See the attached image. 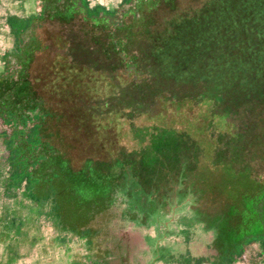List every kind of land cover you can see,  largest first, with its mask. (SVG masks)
Listing matches in <instances>:
<instances>
[{"label": "rangeland", "instance_id": "374dc122", "mask_svg": "<svg viewBox=\"0 0 264 264\" xmlns=\"http://www.w3.org/2000/svg\"><path fill=\"white\" fill-rule=\"evenodd\" d=\"M151 3H120L114 15L97 17L88 16L79 0H72L37 20L20 41L23 50L14 51L8 59L6 68L15 73L20 56L27 52L29 78L39 76L46 83L41 84L40 94L44 106L58 119L56 123L52 117L47 120L46 134L56 139L57 125L72 133L70 140H55L61 157L75 168L90 167L96 176L92 183L101 179L98 165H109L104 185L93 187L83 203L62 173L63 164H45L44 175L33 184H40L45 198L60 204L63 218L98 216L149 225L191 216L212 222L217 220L212 206L218 200L209 189L218 197L223 193L232 197V170L219 162L224 158L221 150L251 130L254 123L250 125L245 117L256 116L251 110L257 101L253 93L259 89L256 95L264 96V72L259 65L241 67L242 76L233 88L222 77L210 85L200 83L198 74L178 82L166 69L161 73L145 23L138 22L137 11L145 13ZM253 31L264 38V27ZM184 59L179 58L180 62ZM253 73L262 76L255 90L248 79ZM122 145L126 151L139 149L141 153L129 166L132 174L113 170L112 160ZM215 160L219 163H208ZM124 163L129 164L128 158ZM187 163L201 168L192 175L201 176L203 195L183 185L186 172L190 173L188 168L183 170ZM72 202L82 207L74 211ZM224 208L221 203L222 212ZM243 219L236 216L232 224Z\"/></svg>", "mask_w": 264, "mask_h": 264}, {"label": "trees", "instance_id": "16d2710c", "mask_svg": "<svg viewBox=\"0 0 264 264\" xmlns=\"http://www.w3.org/2000/svg\"><path fill=\"white\" fill-rule=\"evenodd\" d=\"M131 1L125 0L124 3L128 4ZM150 2L152 3L145 13L137 11L140 14L138 22L145 23L144 27L149 32L156 51L154 59L158 62L161 73L164 74L167 70V75L178 82L186 80L191 74H198L202 76L199 77L200 83L210 85L216 78L222 77L227 79L233 88L242 76L241 67L259 65L264 72V38H258L256 31H253L264 27V0H150ZM80 4L88 16L94 13L83 1ZM132 11H135V8ZM106 13L114 15L113 12ZM182 56L186 59L180 62L179 58ZM126 61L128 62V59ZM29 63L28 53L24 52L20 56L15 73L10 68L0 72V136L10 146L9 156L14 180L17 183L23 178L29 182L39 181L44 175V166L47 162H60L63 164L60 168L62 173L66 174V178L76 189L79 197L83 198L84 203L93 187L97 188L99 184L102 186L106 182L105 174L109 172V165L108 163L98 165L100 169L96 172H99L98 176L101 179L92 183V178L96 176L90 167L75 168L69 160L61 157L55 140L60 143L66 139L70 140L69 136H72V133L57 125L56 139L46 134L47 120L52 117L56 123L58 119L50 108L44 106L45 101L39 89L43 83L41 78L39 76L34 80L29 78L27 73ZM261 77L256 73L248 75L252 89L255 90L254 86ZM258 90H255L257 93H253L257 101L251 108L256 116L251 120L249 116L245 117L250 125L254 123L251 130L243 139L238 136L232 147L224 146L221 150L224 158L219 162L232 170V197H226L224 193L218 197L214 190H206L212 198H217L226 206L221 215L222 228L228 231L232 227V247L237 248L245 242L244 240H257L264 235V114L261 113L264 110V96L256 95L261 93V91L258 93ZM62 119L67 120L68 116H63ZM79 129L86 133L84 126H80ZM133 133L137 135L135 131ZM141 137L143 138V134ZM126 148L122 145L121 152L113 158V170L121 169L123 173L132 174L129 166L141 153L137 148L130 151H126ZM122 156L123 159L120 160ZM125 158H128V165L124 163ZM219 162L215 160L208 163L212 166ZM51 166L54 168L57 165ZM187 168L190 173L186 172L188 174L184 176L183 185L192 193L202 195V192L205 193L203 180L200 175L196 177L192 175V172L201 168L193 163L184 165L183 170ZM140 172L141 168L137 166L135 170L137 178ZM80 205L82 203L72 202L71 207L79 208ZM239 215L244 216V221L232 224L234 218Z\"/></svg>", "mask_w": 264, "mask_h": 264}, {"label": "crops", "instance_id": "0c3cea01", "mask_svg": "<svg viewBox=\"0 0 264 264\" xmlns=\"http://www.w3.org/2000/svg\"><path fill=\"white\" fill-rule=\"evenodd\" d=\"M70 1L0 0V72L33 24ZM82 1L101 17L125 0ZM9 149L0 136V264H264V235L232 247V227L222 228L219 201L212 206L218 221L212 222L191 216L149 225L63 218L60 204L45 198L40 184L14 180Z\"/></svg>", "mask_w": 264, "mask_h": 264}]
</instances>
